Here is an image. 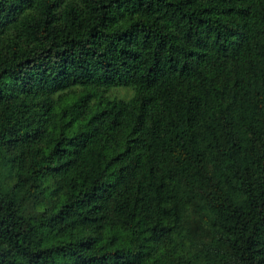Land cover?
Listing matches in <instances>:
<instances>
[{"label":"trees","instance_id":"obj_1","mask_svg":"<svg viewBox=\"0 0 264 264\" xmlns=\"http://www.w3.org/2000/svg\"><path fill=\"white\" fill-rule=\"evenodd\" d=\"M0 264H264V0H0Z\"/></svg>","mask_w":264,"mask_h":264},{"label":"rangeland","instance_id":"obj_2","mask_svg":"<svg viewBox=\"0 0 264 264\" xmlns=\"http://www.w3.org/2000/svg\"><path fill=\"white\" fill-rule=\"evenodd\" d=\"M134 95V91L131 88H116L111 93H109V96L112 99H124L129 100Z\"/></svg>","mask_w":264,"mask_h":264}]
</instances>
